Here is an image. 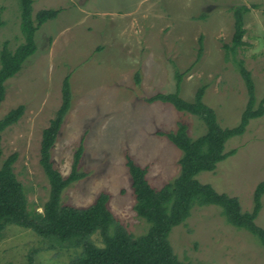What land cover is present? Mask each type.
<instances>
[{"label": "rangeland", "instance_id": "374dc122", "mask_svg": "<svg viewBox=\"0 0 264 264\" xmlns=\"http://www.w3.org/2000/svg\"><path fill=\"white\" fill-rule=\"evenodd\" d=\"M244 13V45L232 52L233 10ZM41 9H60L34 34L36 51L5 82L0 118L24 105L19 120L1 133L2 158L17 154L14 172L29 210L42 211L49 183L39 163L42 131L61 105L69 76L70 108L50 154L63 175L71 171L81 147L79 171L85 176L64 189L61 203L87 207L105 193L114 220L133 236L148 229L135 211L127 161L146 169L149 184L160 189L179 174L181 151L166 134L181 125L195 138L205 132L198 116L170 102L147 99L178 91L214 112L223 128L238 124L253 84L254 109L264 98V0H33ZM19 0H0V49L23 42ZM201 37L199 53L198 40ZM242 70V71H241ZM178 83V88H177ZM236 152L199 182L253 209V192L264 180V113L251 119L242 135L229 138ZM255 223L264 228V195ZM102 246L98 233L90 236ZM168 241L178 260L188 264H264V248L246 229L228 223L218 205H194ZM32 230L6 225L0 231V264H68L81 247L51 245Z\"/></svg>", "mask_w": 264, "mask_h": 264}, {"label": "trees", "instance_id": "16d2710c", "mask_svg": "<svg viewBox=\"0 0 264 264\" xmlns=\"http://www.w3.org/2000/svg\"><path fill=\"white\" fill-rule=\"evenodd\" d=\"M20 31L23 42L12 51L4 41L0 49V103L4 99L5 82L15 76L22 68L25 60L36 51L34 34L48 20L55 19L60 9H41L35 14L33 0H19ZM248 7L234 8V32L231 50L244 45V13ZM2 22H0V27ZM201 37L198 40L201 51ZM242 71V70H241ZM248 87L247 107L241 118L233 127L223 128L215 120L214 112L200 101L203 94L198 89L193 102H187L175 93H158L148 98L149 102L160 100L172 103L177 110L186 111L198 116L205 124V132L195 138L190 137L184 125L166 134L168 139L181 151L178 160L179 174L160 189L153 188L147 178L146 169L127 161L134 195L133 210L143 219L148 229L139 236H133L112 216L107 207L108 196L100 194L87 207H74L61 203V195L65 188L83 178L79 171L82 148L74 153L71 171L63 176L54 166L50 151L54 146L64 118L70 108L71 89L69 76H66L61 88V105L56 110L49 125L43 129L40 144L39 163L49 183V194L42 205V211L29 210L22 183L14 172L17 154L12 152L2 158L1 133L15 124L22 116L24 105L8 111L0 118V231L9 224L32 230L36 235L53 240L51 245L81 247L80 253L68 264H188L178 260L169 241L168 234L172 227L181 224L190 214L194 205L214 204L222 208L227 221L238 229H246L254 235L264 248V228L255 223L264 195V180L259 182L253 192V209L242 211L239 201L234 196L218 193L209 184L198 181L196 176L201 172L213 171L217 164L233 155L236 149L224 150L226 141L244 133L251 119L264 113V98L256 108L253 84L248 73L242 71ZM178 88V83H177ZM98 233L102 246L90 239Z\"/></svg>", "mask_w": 264, "mask_h": 264}]
</instances>
